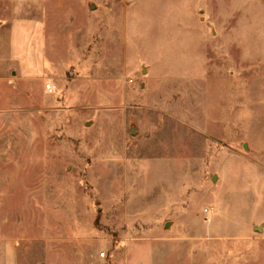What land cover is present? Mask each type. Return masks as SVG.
Listing matches in <instances>:
<instances>
[{"label":"rangeland","instance_id":"374dc122","mask_svg":"<svg viewBox=\"0 0 264 264\" xmlns=\"http://www.w3.org/2000/svg\"><path fill=\"white\" fill-rule=\"evenodd\" d=\"M0 264H264V0H0Z\"/></svg>","mask_w":264,"mask_h":264},{"label":"built area","instance_id":"2783aa9c","mask_svg":"<svg viewBox=\"0 0 264 264\" xmlns=\"http://www.w3.org/2000/svg\"><path fill=\"white\" fill-rule=\"evenodd\" d=\"M105 256H106V253H104V252H103V253H101V257H103V258H104Z\"/></svg>","mask_w":264,"mask_h":264},{"label":"water","instance_id":"95a60500","mask_svg":"<svg viewBox=\"0 0 264 264\" xmlns=\"http://www.w3.org/2000/svg\"><path fill=\"white\" fill-rule=\"evenodd\" d=\"M257 229V231H260V228L258 227V228H256Z\"/></svg>","mask_w":264,"mask_h":264}]
</instances>
